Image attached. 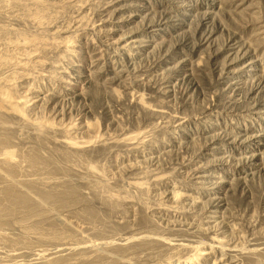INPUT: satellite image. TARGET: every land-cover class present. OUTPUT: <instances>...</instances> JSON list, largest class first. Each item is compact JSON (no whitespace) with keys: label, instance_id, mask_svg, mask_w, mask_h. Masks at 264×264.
<instances>
[{"label":"rangeland","instance_id":"obj_1","mask_svg":"<svg viewBox=\"0 0 264 264\" xmlns=\"http://www.w3.org/2000/svg\"><path fill=\"white\" fill-rule=\"evenodd\" d=\"M0 107V264H264V0H0Z\"/></svg>","mask_w":264,"mask_h":264},{"label":"bare ground","instance_id":"obj_2","mask_svg":"<svg viewBox=\"0 0 264 264\" xmlns=\"http://www.w3.org/2000/svg\"><path fill=\"white\" fill-rule=\"evenodd\" d=\"M3 95H4V92H3ZM3 95L1 94L2 97H3ZM5 95H6V96H5L4 100L7 99L6 97H8V96H7L8 94L5 93ZM2 99H3V98H2ZM23 99H24V98H23ZM23 99H22V100H23ZM8 100H9V99H8ZM25 100H26V99H25ZM27 100H28V99H27ZM27 100H26V102H27ZM6 101H7V100H6ZM26 102H25V103H26ZM28 102H29V100H28ZM23 104H24V103H23ZM26 105H27V104H26ZM1 106H3V105H1ZM0 108H1V107H0ZM198 247H199V246H198ZM198 247H195V248H197V250H198ZM200 247H201V246H200ZM199 249H200V248H199ZM201 249H202V248H201ZM194 250H195V249H194ZM199 251H200V250H198V252H199ZM201 251H202V250H201ZM195 252H196V250H195ZM195 252H194V253H195ZM198 252H197V253H198ZM194 253H193V254H194ZM199 253H200V252H199ZM196 256H197V255H195V257H196ZM199 256H200V255H199ZM193 257H194V256H193ZM197 258H199V257H197ZM186 259H187V258H186ZM195 260H197V259H195ZM188 261H189V260H188ZM190 261H191V258H190Z\"/></svg>","mask_w":264,"mask_h":264}]
</instances>
